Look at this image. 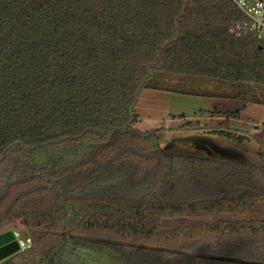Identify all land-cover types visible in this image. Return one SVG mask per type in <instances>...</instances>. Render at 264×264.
<instances>
[{"label": "trees", "instance_id": "16d2710c", "mask_svg": "<svg viewBox=\"0 0 264 264\" xmlns=\"http://www.w3.org/2000/svg\"><path fill=\"white\" fill-rule=\"evenodd\" d=\"M160 73L264 106V39L234 0H0V264H264V151L135 129Z\"/></svg>", "mask_w": 264, "mask_h": 264}, {"label": "rangeland", "instance_id": "374dc122", "mask_svg": "<svg viewBox=\"0 0 264 264\" xmlns=\"http://www.w3.org/2000/svg\"><path fill=\"white\" fill-rule=\"evenodd\" d=\"M159 76L164 83L184 92L142 89L135 106L138 114L135 129L156 130L159 143L164 148L176 141L205 140L223 152L238 155L245 162L261 163L258 153L264 151L263 105L213 96L219 90H230L226 81L167 73ZM238 109L239 116L233 117L231 112ZM222 128L248 135L249 140L239 144L213 132ZM10 229L19 232L22 239L28 236L24 224L16 223Z\"/></svg>", "mask_w": 264, "mask_h": 264}, {"label": "built area", "instance_id": "2783aa9c", "mask_svg": "<svg viewBox=\"0 0 264 264\" xmlns=\"http://www.w3.org/2000/svg\"><path fill=\"white\" fill-rule=\"evenodd\" d=\"M238 7L250 18L251 29L256 31L258 37L264 39V0H234ZM15 239L19 242L21 250L31 247L32 240L29 236L22 239L19 232L15 231Z\"/></svg>", "mask_w": 264, "mask_h": 264}, {"label": "water", "instance_id": "95a60500", "mask_svg": "<svg viewBox=\"0 0 264 264\" xmlns=\"http://www.w3.org/2000/svg\"><path fill=\"white\" fill-rule=\"evenodd\" d=\"M21 251L14 231L6 230L0 233V263Z\"/></svg>", "mask_w": 264, "mask_h": 264}]
</instances>
